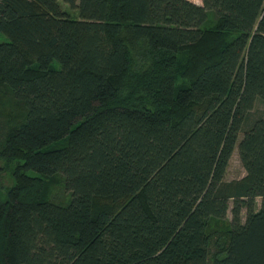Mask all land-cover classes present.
<instances>
[{
	"label": "trees",
	"instance_id": "trees-1",
	"mask_svg": "<svg viewBox=\"0 0 264 264\" xmlns=\"http://www.w3.org/2000/svg\"><path fill=\"white\" fill-rule=\"evenodd\" d=\"M75 8L0 0V264H264V0Z\"/></svg>",
	"mask_w": 264,
	"mask_h": 264
},
{
	"label": "rangeland",
	"instance_id": "rangeland-1",
	"mask_svg": "<svg viewBox=\"0 0 264 264\" xmlns=\"http://www.w3.org/2000/svg\"><path fill=\"white\" fill-rule=\"evenodd\" d=\"M72 1L74 3L73 7L66 0H59V3L61 6V9L64 10L65 12H67L71 18H76L78 15V12H77L75 6L78 5L79 0H72ZM189 1H191L195 4L201 5L202 0H189ZM261 116H264V102L257 100L255 105H254V109L252 110L250 120H253V119H255L257 117H261ZM240 138H241V135H240ZM63 145H64V142H62V140H59L57 142H52L51 144H48L47 146L43 147L42 150L59 148V147H62ZM27 174H29L31 176L38 175L37 173H35L32 170H28ZM243 176H245V170H244V168H243V166L239 160L238 150H237V146H236L232 155H231V158L229 160L227 170H226V173L224 176V180L225 181L238 180V179H241ZM67 197H68V193L61 186H59L55 190V197H54L55 200L66 199ZM260 203H261V198H256L255 210L259 209ZM245 218H246V210L242 209L241 213H240L241 223H243L245 221ZM231 219H232V215H231V212L229 211L227 213V217H226L224 224H226L227 222H230ZM213 248L215 249L216 247L213 246ZM207 264H211V262L208 260Z\"/></svg>",
	"mask_w": 264,
	"mask_h": 264
},
{
	"label": "crops",
	"instance_id": "crops-1",
	"mask_svg": "<svg viewBox=\"0 0 264 264\" xmlns=\"http://www.w3.org/2000/svg\"><path fill=\"white\" fill-rule=\"evenodd\" d=\"M198 5H200V4H198Z\"/></svg>",
	"mask_w": 264,
	"mask_h": 264
}]
</instances>
